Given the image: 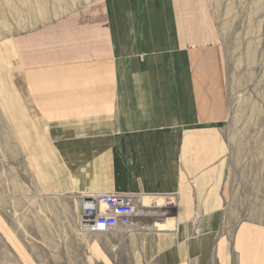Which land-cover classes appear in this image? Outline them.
<instances>
[{"label": "crops", "instance_id": "1", "mask_svg": "<svg viewBox=\"0 0 264 264\" xmlns=\"http://www.w3.org/2000/svg\"><path fill=\"white\" fill-rule=\"evenodd\" d=\"M10 42L30 196L57 223L73 211L57 262L264 264V222L226 212L228 61L208 0H89ZM104 192L140 197L129 229H80L83 196Z\"/></svg>", "mask_w": 264, "mask_h": 264}, {"label": "rangeland", "instance_id": "2", "mask_svg": "<svg viewBox=\"0 0 264 264\" xmlns=\"http://www.w3.org/2000/svg\"><path fill=\"white\" fill-rule=\"evenodd\" d=\"M85 1L0 0V264H60L53 255L58 241L51 237L64 232L73 215L60 210V217H66L57 223L55 215L36 210L30 196L34 179L26 158L33 146L25 144L28 131L9 110L13 96L25 119L34 113L10 41ZM208 1L228 61L230 114L222 128L229 142L226 212L236 222H264V0ZM81 213L74 214L76 219Z\"/></svg>", "mask_w": 264, "mask_h": 264}, {"label": "built area", "instance_id": "3", "mask_svg": "<svg viewBox=\"0 0 264 264\" xmlns=\"http://www.w3.org/2000/svg\"><path fill=\"white\" fill-rule=\"evenodd\" d=\"M138 201L140 202V197L135 194L116 192L83 196L79 227L88 232L129 229L138 211Z\"/></svg>", "mask_w": 264, "mask_h": 264}]
</instances>
